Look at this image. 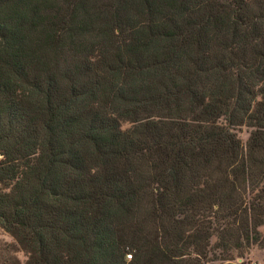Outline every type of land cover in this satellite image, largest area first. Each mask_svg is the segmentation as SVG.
<instances>
[{
    "label": "trees",
    "instance_id": "trees-1",
    "mask_svg": "<svg viewBox=\"0 0 264 264\" xmlns=\"http://www.w3.org/2000/svg\"><path fill=\"white\" fill-rule=\"evenodd\" d=\"M263 225L264 0H0L25 264H238Z\"/></svg>",
    "mask_w": 264,
    "mask_h": 264
},
{
    "label": "rangeland",
    "instance_id": "rangeland-1",
    "mask_svg": "<svg viewBox=\"0 0 264 264\" xmlns=\"http://www.w3.org/2000/svg\"><path fill=\"white\" fill-rule=\"evenodd\" d=\"M130 127L129 123H123L122 129L126 130ZM240 138L246 142L249 137V130L245 127L237 130ZM264 234V225L260 228ZM27 260L26 254L20 248L16 239L0 227V264H25ZM264 264V250L257 246H252L245 259H238L237 263L241 264Z\"/></svg>",
    "mask_w": 264,
    "mask_h": 264
}]
</instances>
